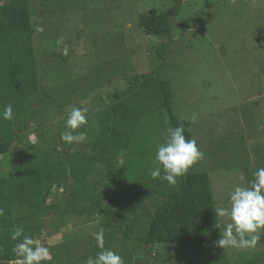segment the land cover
Returning <instances> with one entry per match:
<instances>
[{
    "label": "trees",
    "instance_id": "obj_1",
    "mask_svg": "<svg viewBox=\"0 0 264 264\" xmlns=\"http://www.w3.org/2000/svg\"><path fill=\"white\" fill-rule=\"evenodd\" d=\"M170 2L168 10L152 9L139 16L144 33L161 43L152 46L158 66L150 73L129 75L126 68L118 71L97 65L91 80L78 83L73 76L82 80L87 72L75 71L81 68L73 58L76 46L64 56L54 43L53 67L47 75L58 83L67 81L70 91L78 84L83 87L73 96L68 94L69 104L80 107L77 102L90 98L100 109L94 115L89 112L87 125L78 129L85 130L87 140L69 145L60 139L69 104L56 100L42 84L34 44L39 24L32 22L29 0H0V111L8 103L14 111L12 120L0 119V208L5 209L0 216V264H16L18 259L12 252L17 241L10 239L14 226L23 227L25 235L44 244L43 235L59 233L63 227L76 229L62 243L49 247L52 259L45 264H85L99 251L92 236L99 228L105 231V246L120 254L126 264L146 261L144 255L153 258L154 250L162 246L179 247L201 264H264L262 254L239 255L231 263L226 250L216 245L220 230L215 226L214 208L226 202L214 195L204 165L197 162L175 186L151 177L157 166L148 130L151 123L159 116L166 119L163 140L168 127L181 123L186 137L194 138L193 122L175 106L173 80L166 77L171 47L166 40L174 39L172 21L184 0ZM114 73L123 76L127 88L98 100V91L112 86ZM46 99L53 100L54 108H36ZM206 143L211 147L222 144L218 140ZM220 151L205 154L219 164ZM221 164L216 168H231ZM243 170L251 181L249 173L257 169L246 166ZM83 226L91 230L87 238L82 236ZM260 237L257 244L264 243V234ZM174 258L165 251L156 264ZM188 261L194 264L190 257Z\"/></svg>",
    "mask_w": 264,
    "mask_h": 264
},
{
    "label": "rangeland",
    "instance_id": "obj_2",
    "mask_svg": "<svg viewBox=\"0 0 264 264\" xmlns=\"http://www.w3.org/2000/svg\"><path fill=\"white\" fill-rule=\"evenodd\" d=\"M170 1L50 0L45 3V0H29L32 22L44 27V32H37L34 37L44 88L65 104H69L68 94L73 96L83 89L78 84L75 91H70L67 81L58 83L56 78L50 79L47 75L49 68L52 71L54 43L58 38H63L69 48L76 46L73 58L81 68L75 71L87 72L82 80L73 76L78 83L91 80L97 65L111 66L118 71L126 68L129 75L152 72L158 66L156 49L152 46L161 43L144 33L139 16L152 9L168 10ZM172 29L173 41L166 40L171 46L166 77L173 80L175 106L189 120L195 117L192 130L204 153L198 162L208 171L217 200L225 201L221 205L228 207L230 192L237 185L248 186L249 179L243 168L264 167V0H184L179 16L172 21ZM82 50L86 51L85 55ZM68 65L73 67L72 63ZM57 67L54 65V70ZM126 88L123 76L114 73L112 86L100 89L97 99L106 100L109 93ZM77 103L87 107L91 115L100 110L90 98ZM37 104L36 108L43 110L54 108L52 99ZM74 105H67L65 112ZM150 126L148 130L156 149L163 142L166 119L159 116ZM214 140L222 144L211 147L206 143ZM218 149H222L219 160L230 164V169L216 168L223 164H217L215 157L205 154ZM119 163L122 165L124 161L121 159ZM253 173L249 174L253 176ZM227 222L229 218L222 219V223ZM82 229L83 238H87L91 230L85 226ZM73 230L63 227L59 233L43 235L46 244L38 242L47 247L59 245ZM263 234L261 229L259 235ZM165 251L175 255L167 264H189V257L194 264H201L179 247L163 246L154 250L153 258L144 255L146 261L137 264H156V258L161 259ZM226 252L231 263L239 255L255 254H262L264 261V243L248 249L228 248Z\"/></svg>",
    "mask_w": 264,
    "mask_h": 264
},
{
    "label": "clouds",
    "instance_id": "obj_3",
    "mask_svg": "<svg viewBox=\"0 0 264 264\" xmlns=\"http://www.w3.org/2000/svg\"><path fill=\"white\" fill-rule=\"evenodd\" d=\"M38 33L44 32L41 25L35 26ZM58 49L64 56L69 54V47L63 38L56 40ZM89 109L85 106H70L65 120V131L60 139L65 144H80L87 140V134L78 129L87 125ZM13 105L6 104L0 111V119L12 120ZM195 123V117L192 118ZM204 156L195 138L186 137L184 124L168 127L162 143L156 147L154 164L151 170L153 179L167 181L175 186L179 177L185 176ZM248 186L237 185L229 194V204L226 207L217 204L214 208L216 224L220 230V238L216 245L224 250L228 248L248 249L257 246L261 239L259 232L264 229V167H259L253 174ZM5 215V209L0 208V216ZM230 222L222 223L223 218ZM99 251L95 256H89L85 264H126L124 258L112 248L105 246V231L99 228L92 233ZM10 239L17 241L12 252L18 258L16 264H45L52 259L49 247L39 243L24 234V228L14 226L10 231Z\"/></svg>",
    "mask_w": 264,
    "mask_h": 264
}]
</instances>
